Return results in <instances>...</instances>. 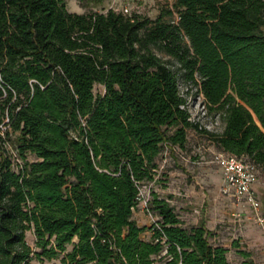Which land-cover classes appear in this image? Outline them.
<instances>
[{
    "label": "trees",
    "instance_id": "16d2710c",
    "mask_svg": "<svg viewBox=\"0 0 264 264\" xmlns=\"http://www.w3.org/2000/svg\"><path fill=\"white\" fill-rule=\"evenodd\" d=\"M180 80L196 85L223 130L190 118ZM6 118L0 264H229L204 220L185 224L173 194L152 191L151 224L134 212L160 154L185 149L188 128L264 174V0H173L156 17L0 0V124Z\"/></svg>",
    "mask_w": 264,
    "mask_h": 264
},
{
    "label": "rangeland",
    "instance_id": "374dc122",
    "mask_svg": "<svg viewBox=\"0 0 264 264\" xmlns=\"http://www.w3.org/2000/svg\"><path fill=\"white\" fill-rule=\"evenodd\" d=\"M173 0H102L90 1L83 6L79 0H66L70 11L89 12L90 10L105 11L111 5L127 4L132 13L156 17L162 9L172 7ZM175 14V13H174ZM170 65L178 69V64L170 57ZM180 91L187 97L188 107L195 120L205 127H210L214 115L204 114L202 111L203 95L196 93L195 84L179 81ZM96 94L103 93L102 84L94 86ZM221 124H217L219 129ZM185 149L177 146L174 150L165 147L159 156L161 167L156 174V180L144 183L141 192L151 197L152 191L160 192L163 196L173 194L170 201L175 204L182 217L190 223H196L205 217L214 219L216 235L212 241L224 242L229 245L238 239L239 249L253 254L246 258L231 248L233 264H263L264 262V225L254 217V209L247 203H237L226 197L223 191V175L220 165L215 161L217 146L209 139L206 133L195 128H188V141ZM34 155H29L33 159ZM259 198L264 213V183L259 181ZM234 200V199H233ZM138 223L151 224V216L143 205H138L134 212ZM212 231V230H211ZM146 235H149L147 232ZM71 247V245H69ZM160 259H158V262ZM157 262V263H158ZM33 264H62L60 258L39 260L35 258Z\"/></svg>",
    "mask_w": 264,
    "mask_h": 264
},
{
    "label": "built area",
    "instance_id": "2783aa9c",
    "mask_svg": "<svg viewBox=\"0 0 264 264\" xmlns=\"http://www.w3.org/2000/svg\"><path fill=\"white\" fill-rule=\"evenodd\" d=\"M110 7L118 11L122 10L124 13L129 15L132 14V11L127 4L121 5V8L117 5H111ZM201 109L204 114H207V107L204 101ZM190 118L192 120H195L192 115ZM5 120L6 121L1 122L0 124V132L2 134H4V131L9 125L8 123H6L8 119L6 118ZM217 124H221V127L219 129L217 128ZM222 127L223 125L220 119V115L216 114L215 117L212 118L211 125L210 127H208V129L221 131L223 130ZM13 156L16 161H20L18 152L13 151ZM214 160L217 161L221 167V172L224 179L222 187L223 191L230 193L235 202L247 203L251 205L254 209L255 219L258 220L261 225H264V213H262L261 211V200L259 198L258 191L255 189L256 182L262 181V183H264V174H261L260 165L252 159H246L243 155H238L234 152H228L224 150L217 151ZM139 193L138 205L142 204L151 216V223L155 222L156 217L148 207V203L151 197L144 195L141 192V188ZM27 264H31V262ZM155 264L162 263L158 262Z\"/></svg>",
    "mask_w": 264,
    "mask_h": 264
},
{
    "label": "crops",
    "instance_id": "0c3cea01",
    "mask_svg": "<svg viewBox=\"0 0 264 264\" xmlns=\"http://www.w3.org/2000/svg\"><path fill=\"white\" fill-rule=\"evenodd\" d=\"M218 148V147H217ZM218 150H221V149H219L218 148ZM221 168V167H220ZM259 185H260V182H256L255 183V189L258 191V193H259V190H258V187H259ZM225 194H226V197H228V199H230V200H232V201H234L233 200V198H232V196H231V194L230 193H227V192H225ZM136 211V210H135ZM261 211H262V209H261ZM263 212V211H262ZM180 216H181V218L183 219V221L185 222V224L187 225V224H198V223H200V221H202V220H204V222L206 223V226L210 229V230H212V237H214L215 235H216V229H214L215 228V221H214V219L212 218V217H205L204 219H201V220H199L198 222H196V223H190V222H187L183 217H182V215L180 214ZM148 233H149V231H147ZM146 232V233H147ZM26 240H27V242H29V244L30 245H32L33 247H35V234H34V230L33 229H29L28 231H27V233H26ZM214 244H223L224 246H226L227 248H228V253H227V256H228V260H229V264H233L232 263V259H231V248H235L236 249V252L237 253H242L243 255H244V257H246V258H249V257H252L253 256V254H251L250 252L249 253H247L246 251H244V252H242V249H239V245L238 246H234L233 245V243L231 242L229 245H227L226 243H224V242H221V241H218V242H215V241H212ZM233 242H234V240H233ZM241 250V251H240ZM262 254L264 255V252H262ZM31 264H33V260L31 261ZM247 264V263H246ZM263 264H264V262H263Z\"/></svg>",
    "mask_w": 264,
    "mask_h": 264
}]
</instances>
